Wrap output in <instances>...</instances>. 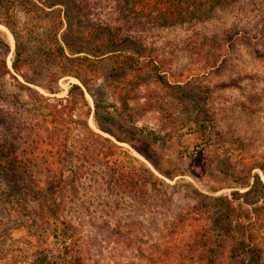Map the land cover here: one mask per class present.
<instances>
[{
    "label": "rangeland",
    "instance_id": "rangeland-1",
    "mask_svg": "<svg viewBox=\"0 0 264 264\" xmlns=\"http://www.w3.org/2000/svg\"><path fill=\"white\" fill-rule=\"evenodd\" d=\"M112 3L89 0V18L80 11L82 22L72 28L84 50L73 55L96 64L77 71L86 85L47 62L43 32L51 20H33L19 5L0 7L10 73L32 87L21 90L11 74L5 77L6 89L27 101L8 111L13 126L28 121L23 162L34 180L9 179L0 167V254L7 253L0 264H31L35 253H46L51 230L21 221L42 202L59 205L60 220L71 225L76 264H239L230 250L238 236L261 248L264 264V172L257 166H264V60L254 52L264 0H242L205 23L132 37ZM111 25L122 28L113 44L102 40ZM16 36L19 73L12 67ZM94 47L100 55L89 53ZM151 60L172 87L155 81ZM131 66L140 75L136 96ZM53 71L59 77L52 84ZM72 84L84 99L75 89L68 93ZM150 97L165 108L144 111ZM199 105L217 128L200 126ZM0 133L6 134L2 127ZM223 140L229 147H221ZM235 142L244 148L232 151ZM144 169L157 177L154 186L143 184ZM128 170L140 177V191L118 184V173ZM235 190L242 193L236 201ZM219 195L233 200L229 220L217 216ZM239 218L249 223L244 231Z\"/></svg>",
    "mask_w": 264,
    "mask_h": 264
},
{
    "label": "trees",
    "instance_id": "trees-1",
    "mask_svg": "<svg viewBox=\"0 0 264 264\" xmlns=\"http://www.w3.org/2000/svg\"><path fill=\"white\" fill-rule=\"evenodd\" d=\"M111 9L115 10L123 21L124 33L128 37H132L133 31L145 32L148 29H168L179 26L195 25L205 23L214 18L219 12L228 10L235 6L242 0H112ZM15 5H19L20 8L33 20H51V24L43 32V36L46 40L44 51L47 54V62L55 65L57 68H62V71L67 74L75 75L83 85L87 84L85 78H82L77 71L83 67L93 64V70L96 69L94 61L90 60L89 57L79 55H73L82 52L80 36H76L73 32V26L82 22V17L78 16V13L82 11V16L87 19L90 14L89 0H0V7L6 12L13 9ZM71 6L73 9L71 10ZM9 15V13H8ZM74 18V19H73ZM122 29L121 26H108L106 33L103 35V41L108 43H114L120 37H118L115 31ZM93 32V30H92ZM15 36V35H14ZM258 48L254 50L262 60H264V25L257 38ZM16 51L14 59L12 61V67L19 73V65H17L18 59V47L17 36L15 37ZM10 50L9 43L1 36L0 33V127L6 133H0L3 138L0 139V167L5 168V175L11 179L16 174H23L26 179H30L31 182L34 180L31 178L30 168L26 167L23 162L25 159L24 148L28 144V137L30 131L26 125L28 121L23 120L13 126L14 120H12L11 113L8 111L10 106L16 107L18 104L25 105L27 101L23 99L17 92L7 90L5 77L7 74H11L16 80L19 88L22 90H32V87L28 84L21 82L16 75L10 73L7 65L6 56ZM67 50L73 56H68ZM100 52L99 47H94L89 51L90 54L98 56ZM68 63H72L71 66H67ZM138 62V61H136ZM151 64L154 68V79L156 82L162 84L165 88L169 89L172 84L167 80L166 73L160 70L154 60H151ZM132 69L133 74L130 77V84L132 88L130 91L133 93L132 96H136V88L139 86L140 75L137 73L135 67H129ZM163 72V73H162ZM63 73V74H64ZM62 74V73H61ZM25 82H31V79L26 74L21 75ZM59 72L53 71L49 77V83L57 82ZM51 85L45 88L54 93ZM77 90L79 98L84 99V93L80 85L72 84L68 90V93L72 95L73 90ZM42 97V95H41ZM133 98V97H131ZM193 98V97H192ZM191 98V99H192ZM127 98L122 97V101L126 103ZM122 102V103H123ZM29 103V102H28ZM124 103V105H125ZM35 104V103H34ZM127 104V103H126ZM166 104L162 103L160 99L148 98V101L141 105V108L146 111L154 107L164 109ZM169 106V105H168ZM245 107V102L242 103ZM50 113L57 116V109L54 106H49ZM196 110L201 114L202 123L200 126L206 129H215V125L211 123L209 118L208 108L199 105ZM57 119V117H56ZM210 122V123H207ZM196 123V122H194ZM205 123L210 125H205ZM233 134V131L231 132ZM4 134V135H3ZM238 140H241L237 137ZM229 140H223L221 147H229ZM232 151L244 148L240 142H235L233 147H230ZM257 166L264 172V166L257 164ZM147 169L143 170L142 182L154 186L155 177L152 173H148ZM193 173V172H192ZM191 173V174H192ZM194 176V175H192ZM256 178L259 179L258 175L255 174ZM155 178V179H154ZM118 184L121 188L127 189L128 191H140L141 185L139 184L140 177H136L135 174H131L128 170L127 173L120 171L117 176ZM248 181L242 183L243 186L247 185ZM264 187V184L261 185ZM34 190V189H32ZM40 191V189H37ZM234 200H239L242 195L239 191L235 190L232 192ZM8 203L11 202L9 197L5 198ZM19 199L16 201L18 202ZM219 201L218 207L222 211H218V215H222L225 219L230 218V214L234 211V207H231L232 201L226 196L219 195L215 198ZM223 201V203H222ZM221 203V204H220ZM238 205L241 202L237 201ZM232 210V211H231ZM16 212L19 210L16 208ZM23 223L31 222V225L36 224L39 227L48 228L51 230L50 242L48 240V247L46 253L40 255L35 253V257L31 264H76L72 257V242L73 233L71 225L60 220L59 216V205L50 204L47 202L39 203L36 208H30L25 213V216L21 218ZM237 227L239 230L244 231L249 227V223H246L243 219H238ZM45 242V243H46ZM230 250L232 251L233 257L239 258V264H262L261 263V248L256 246L250 247L245 237H236L231 241ZM5 252L0 254V261L6 257ZM44 256V258H42ZM39 257L42 258V262L39 263ZM44 259V260H43Z\"/></svg>",
    "mask_w": 264,
    "mask_h": 264
}]
</instances>
